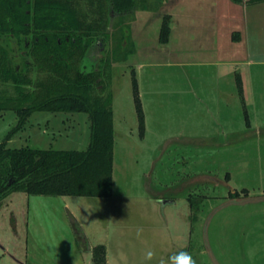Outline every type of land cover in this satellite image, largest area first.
Wrapping results in <instances>:
<instances>
[{"label":"rangeland","instance_id":"rangeland-1","mask_svg":"<svg viewBox=\"0 0 264 264\" xmlns=\"http://www.w3.org/2000/svg\"><path fill=\"white\" fill-rule=\"evenodd\" d=\"M215 1L222 44L238 59L232 65L205 63V54L183 49L179 12L210 17ZM244 1L136 0L128 15L113 10L111 35L94 52H105L104 85L113 96V194L10 193L0 200V264H96L90 248L100 245L106 264H145L147 249L156 253L151 264L181 250L197 264H264V1L249 3L243 15L237 3ZM177 12L172 39L162 42L165 17L172 28ZM239 31L246 38L236 47ZM230 72L242 84L238 96L222 97L231 103L215 112L216 89L199 87V81L221 76L224 83ZM2 87L12 90L11 84ZM17 121L13 110L0 112V142ZM90 136L88 113L40 110L8 145L86 149ZM190 196L199 201L198 210Z\"/></svg>","mask_w":264,"mask_h":264},{"label":"trees","instance_id":"trees-1","mask_svg":"<svg viewBox=\"0 0 264 264\" xmlns=\"http://www.w3.org/2000/svg\"><path fill=\"white\" fill-rule=\"evenodd\" d=\"M135 7L136 0H0V84L12 85V90L0 88V112L13 110L18 116L16 126L0 142V200L15 191L88 197L113 194V96L104 85L105 52L102 56L93 52L99 40L106 46L113 10L128 15ZM170 19L165 17L162 42L170 39ZM237 83L241 87L238 77ZM133 87L144 135L146 117L135 74ZM40 110L88 113V147L9 146L12 136ZM189 201L199 209V201L192 196ZM92 251L96 264H106L104 245Z\"/></svg>","mask_w":264,"mask_h":264},{"label":"crops","instance_id":"crops-1","mask_svg":"<svg viewBox=\"0 0 264 264\" xmlns=\"http://www.w3.org/2000/svg\"><path fill=\"white\" fill-rule=\"evenodd\" d=\"M259 1H262V0H259ZM251 2L253 3V0H245L242 3H237L238 5L240 4V6L242 8L241 13L243 15H244L245 8ZM216 3H217V1H215V5L213 4L214 14L211 15L210 17H208L207 15L201 16L198 13L193 14L196 16V17H194L193 15L190 14L189 11H186L184 13L179 12V13H181V15L182 14L184 15L183 25H182V30H181V31H183V34H182V39H183L182 41L184 44L183 49L188 55H191L193 53L205 54V56L208 57V58H206L205 63H207L209 61V63H211V64H220V65H223V64L229 65L230 64V65H232L234 63H238V62H236V61H238V59H237V56L235 54L233 55V52H230L232 49L231 46H228V44H226V46H223V44H222L223 20L221 19L220 14H219L220 10H217L218 5H216ZM171 15H172V21H174L173 22L174 25L171 28L172 33L170 35V39L167 42V44L172 39L173 32L178 27V22L180 20V19H178V16H179L178 12H177L176 16H175V13H173ZM206 18L208 20H205ZM177 20H178V22H177ZM202 20H204V21H202ZM243 20L244 21H242L241 24L244 25V23H245L244 17H243ZM235 36L237 38V42H236V47H237L238 42L245 39L246 35L244 32L239 31L238 35H235ZM191 38H193V40L195 39L199 44L198 45L194 44V43L192 44ZM233 56H234V58H233ZM211 64L209 66H212ZM209 73H211V71H209ZM214 73L216 75L217 71ZM232 79H233V73L230 72L229 79L225 80L224 83H223L221 76H219L220 82L219 81H215L214 83L212 81L208 82L205 78L203 80L199 81V87L201 86V87H204L206 89H209V88H215L216 89L215 97H217L216 98L217 107H216L215 112L221 113L222 110L224 108H227L228 105L231 103L230 102L231 98L238 96V92L236 91V88H238L237 83L235 84L234 83L235 80L234 79L232 80ZM222 97L230 98V101L227 100L226 102H223ZM223 104H225V106ZM90 250H92V249L90 248Z\"/></svg>","mask_w":264,"mask_h":264},{"label":"clouds","instance_id":"clouds-1","mask_svg":"<svg viewBox=\"0 0 264 264\" xmlns=\"http://www.w3.org/2000/svg\"><path fill=\"white\" fill-rule=\"evenodd\" d=\"M143 232V229L137 230V236L139 237ZM156 258V253L152 249H147L144 253L145 264H151ZM158 264H197V260L194 256L185 250L175 252L166 258H161Z\"/></svg>","mask_w":264,"mask_h":264},{"label":"flooded vegetation","instance_id":"flooded-vegetation-1","mask_svg":"<svg viewBox=\"0 0 264 264\" xmlns=\"http://www.w3.org/2000/svg\"><path fill=\"white\" fill-rule=\"evenodd\" d=\"M101 45H102V42H101L100 40L97 41L98 49H95L94 52H95L96 50H97V51L100 50V48L103 47V46H101ZM94 52H93V53H94ZM94 55H95V54H94Z\"/></svg>","mask_w":264,"mask_h":264}]
</instances>
